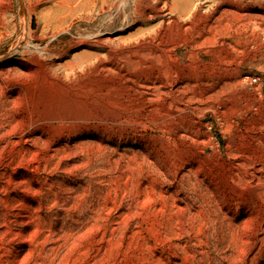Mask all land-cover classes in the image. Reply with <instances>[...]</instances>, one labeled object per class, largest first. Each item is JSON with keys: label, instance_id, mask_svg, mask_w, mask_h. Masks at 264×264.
<instances>
[{"label": "rangeland", "instance_id": "374dc122", "mask_svg": "<svg viewBox=\"0 0 264 264\" xmlns=\"http://www.w3.org/2000/svg\"><path fill=\"white\" fill-rule=\"evenodd\" d=\"M0 264H264V0H0Z\"/></svg>", "mask_w": 264, "mask_h": 264}, {"label": "built area", "instance_id": "2783aa9c", "mask_svg": "<svg viewBox=\"0 0 264 264\" xmlns=\"http://www.w3.org/2000/svg\"><path fill=\"white\" fill-rule=\"evenodd\" d=\"M246 78H248L249 79V82H250V84H256V83H258L259 82V77H256V76H254V77H246Z\"/></svg>", "mask_w": 264, "mask_h": 264}, {"label": "bare ground", "instance_id": "6f19581e", "mask_svg": "<svg viewBox=\"0 0 264 264\" xmlns=\"http://www.w3.org/2000/svg\"><path fill=\"white\" fill-rule=\"evenodd\" d=\"M188 7V6H187Z\"/></svg>", "mask_w": 264, "mask_h": 264}]
</instances>
